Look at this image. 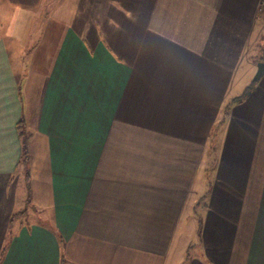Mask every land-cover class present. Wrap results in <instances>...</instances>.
<instances>
[{
    "label": "crops",
    "instance_id": "crops-1",
    "mask_svg": "<svg viewBox=\"0 0 264 264\" xmlns=\"http://www.w3.org/2000/svg\"><path fill=\"white\" fill-rule=\"evenodd\" d=\"M259 4L0 0V264H264Z\"/></svg>",
    "mask_w": 264,
    "mask_h": 264
},
{
    "label": "rangeland",
    "instance_id": "rangeland-1",
    "mask_svg": "<svg viewBox=\"0 0 264 264\" xmlns=\"http://www.w3.org/2000/svg\"><path fill=\"white\" fill-rule=\"evenodd\" d=\"M17 6L18 5H15V7H14V11L16 13H17V9H16ZM19 6L20 7H19L18 13L22 17L21 20L13 21L12 19H9V20L6 19L5 20V28H6V31H9V30L11 31L13 28H15V30H17V32H19V34L21 33V36L16 37L17 40L15 41V43H13L14 46L11 47V48L15 49V51H13L11 53L12 59L14 61V65H16V69H18V67H19V71H21L22 70L21 66H23L28 61L29 49L31 48V46H29V45L25 46V42H28L27 40H29L30 38H34V37L29 36V35H26L29 32L33 31L30 29L29 30H27V29L32 28V24L34 23V21L28 20V19H23L24 16H27L28 14H30L32 16L33 13L32 12L27 13V11H26L27 8L24 5H19ZM9 12L10 11H9L8 5H5V7L3 8V14L7 17H10L11 13H9ZM260 55L262 57L264 56V36L262 37Z\"/></svg>",
    "mask_w": 264,
    "mask_h": 264
},
{
    "label": "trees",
    "instance_id": "trees-1",
    "mask_svg": "<svg viewBox=\"0 0 264 264\" xmlns=\"http://www.w3.org/2000/svg\"><path fill=\"white\" fill-rule=\"evenodd\" d=\"M261 60H264V56L261 58ZM253 89L252 87H248L246 89V91L239 97H237L235 100L240 101L242 99H244L247 96V93L249 91H251ZM230 104V103H229ZM229 106V105H228ZM227 106V108H228ZM227 110V109H226ZM226 113V111H225ZM222 117V120L219 122V124L216 126L215 131L217 132V130L219 129V127L221 126L224 118H225V114ZM22 123L20 124V137H21V141H22V150H21V157H20V161H19V165L23 168L24 174H25V183H26V187L28 190V194H29V189H30V185H29V139L31 138V132L26 128V126L23 123V120L21 121ZM29 200V199H28ZM25 212V210H22L21 213L23 214ZM17 216V213H14L12 216L11 221H13L15 219V217ZM198 223H199V228L198 230H201L202 227V217L200 215H198ZM189 258V251L188 254L186 255V260ZM185 264V262H184Z\"/></svg>",
    "mask_w": 264,
    "mask_h": 264
},
{
    "label": "water",
    "instance_id": "water-1",
    "mask_svg": "<svg viewBox=\"0 0 264 264\" xmlns=\"http://www.w3.org/2000/svg\"><path fill=\"white\" fill-rule=\"evenodd\" d=\"M263 75H264V61H260V62H258L257 71H256L249 87H252L254 84H256Z\"/></svg>",
    "mask_w": 264,
    "mask_h": 264
},
{
    "label": "built area",
    "instance_id": "built-area-1",
    "mask_svg": "<svg viewBox=\"0 0 264 264\" xmlns=\"http://www.w3.org/2000/svg\"><path fill=\"white\" fill-rule=\"evenodd\" d=\"M258 13L261 16V18L264 20V0H260V4L258 7Z\"/></svg>",
    "mask_w": 264,
    "mask_h": 264
}]
</instances>
